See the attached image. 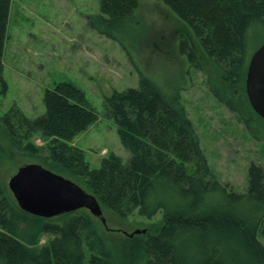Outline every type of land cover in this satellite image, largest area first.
I'll return each instance as SVG.
<instances>
[{
  "label": "trees",
  "instance_id": "trees-1",
  "mask_svg": "<svg viewBox=\"0 0 264 264\" xmlns=\"http://www.w3.org/2000/svg\"><path fill=\"white\" fill-rule=\"evenodd\" d=\"M156 1L190 29L223 76L222 87L211 85V93L250 131L251 119L261 117L244 88L249 33L264 34V0ZM138 2L98 0L99 13L87 17V24L118 40ZM10 5L11 0H0V95L7 90L2 58ZM43 103L45 111L36 118L17 105L0 114V159L9 152L33 158L122 219L135 213L149 220L161 213V219L111 243L98 234V219L87 210L51 219L33 216L19 209L0 181V264H85L87 257V264H264L262 168L251 163L243 193L221 184L178 97L147 76H139L136 88L106 97L105 115L116 123L129 158L111 153L98 168L73 144L98 117L84 92L72 82L56 83L45 90ZM42 236L46 240L39 245Z\"/></svg>",
  "mask_w": 264,
  "mask_h": 264
},
{
  "label": "rangeland",
  "instance_id": "rangeland-1",
  "mask_svg": "<svg viewBox=\"0 0 264 264\" xmlns=\"http://www.w3.org/2000/svg\"><path fill=\"white\" fill-rule=\"evenodd\" d=\"M98 13V0H11L2 58L7 90L0 95V114L17 105L27 117L36 118L45 111V90L72 82L98 114L73 144L85 151L91 168H98L111 153L126 161L129 153L120 143L116 123L105 115L104 99L136 88L139 76H147L165 93L178 97L216 179L243 193L251 163L264 172V119L253 117L249 131L214 97L210 88L222 87L221 72L203 54L186 24L162 2L139 0L118 40L88 26L87 17ZM249 38L251 56L264 42V34L251 29ZM33 141L43 143L39 138ZM29 163L35 160L11 152L4 155L1 184L8 190L10 177ZM102 214L105 222L96 221L97 232L111 243L161 219V213L150 220L136 213L122 219L105 209ZM45 240L42 236L39 245ZM260 241L264 247V236Z\"/></svg>",
  "mask_w": 264,
  "mask_h": 264
},
{
  "label": "water",
  "instance_id": "water-1",
  "mask_svg": "<svg viewBox=\"0 0 264 264\" xmlns=\"http://www.w3.org/2000/svg\"><path fill=\"white\" fill-rule=\"evenodd\" d=\"M244 87L252 110L264 119V42L250 56ZM7 186L19 209L30 215L51 219L84 209L102 223L105 222L95 196L76 182L41 164L20 166L10 177ZM139 232L144 230L134 233Z\"/></svg>",
  "mask_w": 264,
  "mask_h": 264
},
{
  "label": "bare ground",
  "instance_id": "bare-ground-1",
  "mask_svg": "<svg viewBox=\"0 0 264 264\" xmlns=\"http://www.w3.org/2000/svg\"><path fill=\"white\" fill-rule=\"evenodd\" d=\"M5 94V93H4ZM226 106V105H225ZM15 201V200H14Z\"/></svg>",
  "mask_w": 264,
  "mask_h": 264
}]
</instances>
